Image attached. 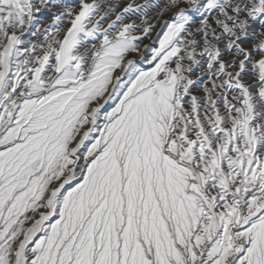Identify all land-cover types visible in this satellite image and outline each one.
<instances>
[{
	"label": "snow or ice",
	"instance_id": "6c2138e0",
	"mask_svg": "<svg viewBox=\"0 0 264 264\" xmlns=\"http://www.w3.org/2000/svg\"><path fill=\"white\" fill-rule=\"evenodd\" d=\"M173 9L0 0V264H264V0Z\"/></svg>",
	"mask_w": 264,
	"mask_h": 264
},
{
	"label": "rangeland",
	"instance_id": "374dc122",
	"mask_svg": "<svg viewBox=\"0 0 264 264\" xmlns=\"http://www.w3.org/2000/svg\"><path fill=\"white\" fill-rule=\"evenodd\" d=\"M98 1H101V0H97V3H99ZM141 1V0H140ZM149 1L150 3L153 2V0H147ZM68 2L70 4H75L77 2V0H68ZM149 2H146L145 1V5L144 3L139 6L140 4L136 3V2H133V4L129 3V1H123L121 3H117L115 8H113L110 12L107 11H103V6H100V10L98 12V14L95 16V20L96 21H99L100 23V32L97 33V36H100L101 33L103 31H109V32H113L114 34V29L113 28H110L109 25H113V24H116V25H119L120 24V21L117 20V17L120 16V17H123V23H129V24H132V23H135L132 18H133V13L135 12V10L133 11H130V12H125V9L128 7V5H133V9H135V7H140V8H137V12H139L138 14L136 15H139V14H144L147 15L148 13L145 12L147 8L146 7V4L149 3ZM138 4V5H136ZM143 6V7H142ZM145 12V13H143ZM40 20H41V23L47 27L48 25H50L52 23V20L50 18H47V17H40ZM168 21L170 22L171 20H165L163 21L162 23H160L159 25L157 26H154L153 27V32L155 33L154 34V37L152 39V41H146L144 40L145 37L142 41H143V44L146 45L144 47V52L146 51V53L148 54V56L151 55V49L152 48H156L159 46L158 44V40L160 38H162L161 34L166 31V28H165V22ZM65 23H67V21H65ZM136 28L137 29H143L144 27L143 26H138L136 25ZM133 35H136V36H141L143 37V32L142 31H136L133 33ZM155 38V39H154ZM28 39H31L34 43H36L37 45H40V44H43L44 43V37L43 36H40L39 33L36 34V36H33V37H30ZM101 43V39H97V38H94V37H90L88 38V42H87V47L91 48L93 45H95L96 47H99ZM249 47L251 45H248ZM131 57V56H130ZM128 57V58H130ZM130 59H134L136 61V66L137 68H144V69H147L150 67L149 64L145 63V61L143 60H137L135 59L134 57L130 58Z\"/></svg>",
	"mask_w": 264,
	"mask_h": 264
},
{
	"label": "bare ground",
	"instance_id": "6f19581e",
	"mask_svg": "<svg viewBox=\"0 0 264 264\" xmlns=\"http://www.w3.org/2000/svg\"><path fill=\"white\" fill-rule=\"evenodd\" d=\"M123 1H129V3L133 4V2H136L138 4H140L139 6H141L143 3L145 5V1L149 2L147 0H101L98 1L100 6H103V11H107L110 12L113 8H115L117 3H121ZM169 2V0H153V2H149L146 4L147 9H145L148 14L144 16V14H138L139 12H137V8L140 7H135V12L133 13V18L132 20L135 22L134 24L138 25V26H146V23H150L153 27L159 25L160 23H162L165 20H171L175 10L173 9L172 11L166 12L163 16L160 15L161 11L163 10L164 6ZM136 4V5H138ZM158 5V6H157ZM129 6V5H128ZM133 6V5H132ZM143 7V6H142ZM143 12V13H145ZM161 25V24H160ZM154 32L152 31L150 33V36L145 38L144 40L146 41H152L153 37H154ZM155 39V38H154ZM139 43V47H140V53H133L131 54L129 57L132 58L134 57L135 59H139V60H143L145 61V59L148 56V54L146 53V51L144 52V47L146 45L143 44L142 42H138ZM129 58V59H130Z\"/></svg>",
	"mask_w": 264,
	"mask_h": 264
}]
</instances>
